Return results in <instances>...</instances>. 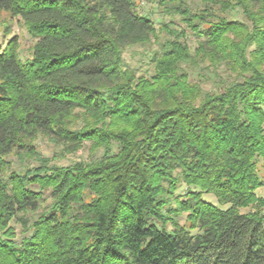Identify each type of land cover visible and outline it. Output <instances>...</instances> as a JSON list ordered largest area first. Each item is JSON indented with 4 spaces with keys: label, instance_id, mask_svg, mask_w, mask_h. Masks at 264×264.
Here are the masks:
<instances>
[{
    "label": "trees",
    "instance_id": "16d2710c",
    "mask_svg": "<svg viewBox=\"0 0 264 264\" xmlns=\"http://www.w3.org/2000/svg\"><path fill=\"white\" fill-rule=\"evenodd\" d=\"M198 2L0 0L35 38L0 46V264H264V0Z\"/></svg>",
    "mask_w": 264,
    "mask_h": 264
},
{
    "label": "rangeland",
    "instance_id": "374dc122",
    "mask_svg": "<svg viewBox=\"0 0 264 264\" xmlns=\"http://www.w3.org/2000/svg\"><path fill=\"white\" fill-rule=\"evenodd\" d=\"M136 4L137 11L143 15L148 16L155 23V26H159L160 22H170L171 25L177 28H183L186 32L191 33L190 29L186 27L184 21L178 15L170 17L163 13L162 6L158 3V0H133ZM187 4L191 8V10L195 11L197 6L200 4L199 0H186ZM198 3V5H197ZM237 19H243L244 17L241 13H237L233 16ZM17 37V48L18 55L21 60H26L31 56L32 46L35 42V38L31 36L23 24L22 20L19 17H11L8 13H1L0 16V46H4L7 40L11 37ZM192 38V37H191ZM193 46L194 43L191 42ZM150 48L149 52H145V50L135 45L132 48L128 49L124 53V60L130 65L132 68H136L139 73L146 74V69L150 67ZM146 71V72H145ZM212 84H205V88H210ZM35 147L38 151H40L43 157L49 158L50 162H54L56 164L66 165L73 161H78L82 159H88L91 149L89 148L88 143H84V145L74 152L64 151L62 148L56 146L45 137H38L35 140ZM100 153L101 151L98 150ZM14 161L15 169H22L24 166L33 165L34 161L32 158H27L25 160H20L16 158L15 155L11 157ZM262 174V171L260 170ZM262 182L263 184L257 188L256 194L264 198V175L262 174ZM192 189V187H188L185 183L181 182L180 187L176 190V194H183L185 191ZM202 198L205 201L210 202L211 204L217 205L216 198L211 193H202ZM171 206L176 208V203L174 201L171 202ZM251 210V207H242L240 208L241 212H247ZM184 215L179 214L178 220L180 223L184 222ZM171 227L168 226V229Z\"/></svg>",
    "mask_w": 264,
    "mask_h": 264
}]
</instances>
